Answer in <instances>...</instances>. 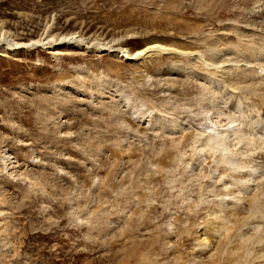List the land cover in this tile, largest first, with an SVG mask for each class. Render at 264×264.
I'll return each mask as SVG.
<instances>
[{"label":"rangeland","instance_id":"obj_1","mask_svg":"<svg viewBox=\"0 0 264 264\" xmlns=\"http://www.w3.org/2000/svg\"><path fill=\"white\" fill-rule=\"evenodd\" d=\"M213 1L0 0V264H264V241L238 247L264 237L258 94L192 57L131 56L153 39L228 58L253 45L262 66L264 29L239 15L264 0ZM62 37L108 46L11 45Z\"/></svg>","mask_w":264,"mask_h":264},{"label":"bare ground","instance_id":"obj_2","mask_svg":"<svg viewBox=\"0 0 264 264\" xmlns=\"http://www.w3.org/2000/svg\"><path fill=\"white\" fill-rule=\"evenodd\" d=\"M210 0H195V3L198 4L199 6H202L204 9H205V6H207L206 4L209 3ZM230 0H223L222 1V4L220 5L219 2H217V0H214L213 1V4L212 6L209 7V10L207 11H210L212 10L214 7L219 9V8H223L226 6L225 3H228ZM236 2V1H234ZM242 2V1H241ZM244 2V1H243ZM215 4V5H214ZM219 4V5H218ZM238 5V3L236 4ZM187 7V6H186ZM211 8V9H210ZM239 8V7H238ZM256 9V8H255ZM244 13V12H243ZM241 13L239 16H242L243 20L245 22H247L248 24L250 25H257L258 27H260L261 29H264V14L262 11L260 12H256L254 10H248L247 13L245 12V14ZM235 14V13H234ZM233 15V14H232ZM241 18V19H242ZM243 21V22H244ZM174 35V34H173ZM78 37H62L61 39L59 38V40H56V38H49L48 41H44V39L42 40H39V41H32V42H29V43H15V44H11L15 47H33L35 45L38 46H41V45H44L43 42H45L46 45H49L50 46H57L59 44H67L68 42H70L71 40H74V45H77L79 47H82L84 48L83 50L84 51H94L93 53L95 52H99V51H102V50H106L107 48L105 46H108V43L106 45L105 42L104 44H100V45H93V43L88 44V46H84L83 47V43L79 38V40L77 39ZM77 39V40H76ZM3 40V39H2ZM114 41V40H113ZM0 42H1V39H0ZM167 42V41H164V40H157V39H153L149 45H147L145 48H142L140 50H137L134 54H131L132 57L134 58H142L143 61L146 59H144V56H152L153 54L157 55V57L159 58H162L164 56V54H174V55H178V56H182V58L184 57V59H186L187 61H193L192 59H194V61L196 62V60H199L200 61V65L202 66V68L200 67V70L203 69L206 70V72H209V74L213 76H218L217 74H220V77H222L223 79V82H226L227 85H230L231 87H238V90H241L243 88L245 89H249L250 91H252L253 93H257L258 94V98H259V107L260 108H263L264 107V74L262 73V70L264 71V63L262 66H259L257 65L256 63H254L255 59H257V53H259L260 55L262 53H260L259 50L254 49V46L252 45V47H246L245 45V53L244 55L240 54L239 53V49L238 50H235L232 54H233V57L232 58H228V57H222V56H218L217 53L216 54H206L205 52H203L202 50H200L202 48V45H194L193 48L192 45H188V44H185L184 46H182L181 48H178V47H174V46H168V45H165L164 43ZM9 43V42H8ZM95 44V43H94ZM116 44V43H115ZM10 45V44H9ZM242 45V44H241ZM241 45H239L238 47H240ZM242 45L241 49L244 47ZM12 47V46H11ZM46 47V46H45ZM120 47V46H119ZM259 47V46H258ZM261 47V46H260ZM21 48V49H22ZM19 49V48H18ZM110 49H113V46H109L108 48V51ZM128 50V49H127ZM124 48H117L112 50L111 52H120L124 55L128 54V51ZM264 50V49H263ZM217 51V50H216ZM263 54H264V51H263ZM226 55V54H225ZM121 56V57H123ZM153 57V56H152ZM190 57H192V59H190ZM252 58H255L254 60H251ZM149 59V57L147 58ZM149 61V60H147ZM258 61V60H257ZM241 62V63H240ZM192 63V62H191ZM190 63V64H191ZM194 63V62H193ZM240 63V64H239ZM196 64V63H194ZM193 64V65H194ZM199 64V63H198ZM224 64L226 66H224ZM259 64V63H258ZM197 65V64H196ZM229 65V66H227ZM261 65V64H260ZM197 70V69H196ZM144 71V70H143ZM263 75H262V74ZM260 76V77H259ZM158 85V84H157ZM160 86V85H159ZM162 86V85H161ZM168 87V86H167ZM164 88H165V85H164ZM186 90V89H185ZM178 92V91H177ZM187 92V90H186ZM188 94V92H187ZM183 95V94H182ZM185 96V95H184ZM217 109V108H216ZM263 110V109H262ZM217 126V125H216ZM223 126V124H222ZM222 129V128H221ZM220 129V130H221ZM222 132V131H221ZM221 132H216L215 131V137L214 136H211L208 134V136L206 137V141H207V144L209 146V150H210V147H211V150H216L215 148L218 147V141L221 140L222 141V134L224 136V133H221ZM189 138V136L185 137V139L187 140ZM224 140V139H223ZM205 141V142H206ZM197 142V141H196ZM237 142V141H236ZM264 142V141H263ZM224 145H225V140L223 141ZM227 143V142H226ZM222 144V142H221ZM183 145V144H182ZM228 146V145H227ZM224 147L225 146H221V149L223 151L224 150ZM232 147V146H231ZM219 148V147H218ZM262 148V147H261ZM227 150V149H226ZM168 153V154H167ZM165 157H158V159L154 162L155 165L159 168V167H162V166H165L166 165V161L167 159L170 160L171 158V154L172 153H169L167 152ZM216 154V152H215ZM214 154V155H215ZM218 156V155H217ZM220 158V163H221V160L222 163H226V164H231L234 161V159L232 160L231 158L229 159V157L227 158L224 153L221 154V156H219ZM248 157V156H247ZM263 157V156H262ZM170 162V161H169ZM235 166V165H234ZM236 178H238L237 180H240V181H243L245 180V177H243V175H238ZM264 187V186H263ZM233 194L232 193H227V194H223L222 196H232ZM146 194H144L142 196L145 197ZM264 196V194H263ZM226 197V198H227ZM258 198H259V195H258ZM257 197H254L252 199L249 200V207L252 210V216L256 215V213L258 212L255 208H257L258 204H257ZM262 198V197H261ZM189 199V198H188ZM264 200V199H263ZM224 200H222V203ZM261 204V203H259ZM222 207V205H221ZM249 208V209H250ZM260 208V207H259ZM237 212V211H236ZM260 214L264 213V204L262 205V208L260 209ZM242 213V212H241ZM221 215V214H220ZM232 215V214H231ZM251 216V215H250ZM225 217H227L229 219V215L226 214ZM261 217V216H260ZM225 218V219H227ZM227 219V220H228ZM262 220H259L260 222V227H262V231H264V219L261 217ZM222 222H225L223 218H221ZM248 218H243V219H240V218H235L234 220L231 219L232 222V227L231 228H226L224 229L225 230V238L228 239L232 236L231 234V229H235V228H238L240 227L241 225H247L248 224ZM253 221V220H252ZM242 222V223H241ZM231 223V222H230ZM241 223V225H240ZM240 225V226H239ZM252 226V225H251ZM223 228V227H221ZM247 228V227H246ZM237 229H235L236 231ZM234 231V230H233ZM262 234H252L251 237H247L246 239H243V241L241 243H239V249L241 248L242 249V254L246 255V256H249V252L247 251H250V249H256V245L259 244L260 242L262 243V241L264 240H261L262 238H264L263 236H261ZM245 236V235H244ZM233 238V237H232ZM240 238V237H239ZM230 240V239H229ZM228 240V242H230ZM208 241V240H207ZM237 241V240H235ZM202 243V241L200 242ZM240 251V250H239ZM200 256V255H199ZM238 256H241L238 254ZM241 258V257H240ZM249 262V261H248ZM224 264V263H223Z\"/></svg>","mask_w":264,"mask_h":264}]
</instances>
